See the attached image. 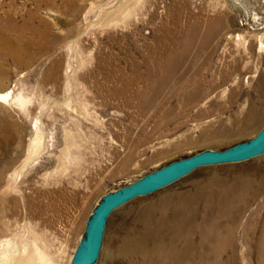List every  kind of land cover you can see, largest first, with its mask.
Segmentation results:
<instances>
[{"label": "rangeland", "instance_id": "obj_1", "mask_svg": "<svg viewBox=\"0 0 264 264\" xmlns=\"http://www.w3.org/2000/svg\"><path fill=\"white\" fill-rule=\"evenodd\" d=\"M0 31V239L38 246L52 264H70L106 193L264 125V0H0ZM134 61L141 79L116 96ZM157 85L156 100L142 101ZM188 92L197 96L183 102ZM243 176L259 189L264 154L200 167L127 202L110 216L95 264H174L175 227L224 216L217 206ZM179 203L191 209L185 218ZM247 222L259 233L251 244ZM263 224L264 187L240 220L237 264H264Z\"/></svg>", "mask_w": 264, "mask_h": 264}, {"label": "bare ground", "instance_id": "obj_2", "mask_svg": "<svg viewBox=\"0 0 264 264\" xmlns=\"http://www.w3.org/2000/svg\"><path fill=\"white\" fill-rule=\"evenodd\" d=\"M215 31H217V25L216 24L210 25L207 30V34H208L207 36H211ZM0 34L4 35L1 31H0ZM133 66L135 67V69L132 73V78L122 77V76L117 78L119 79V83H121L120 86L122 87L121 88L116 87V89L115 87L113 88L115 92L114 94L116 96L117 95L118 96L127 95V90L130 87H132L133 84L135 85L139 81V79H141L140 78L141 70L143 69H141V66L138 64L137 61L133 62ZM149 72L153 74L155 70L152 67H150ZM150 78L151 77H149V79ZM261 78L262 80L260 82L259 87L261 90H263L264 89V86H263L264 76L263 77L261 76ZM162 84L163 85L165 84V87H166V78L165 80H162ZM155 91L157 92H154L153 96L147 95L146 97L145 92H141V93L138 92L133 95L140 97L141 100L146 97V99H143L142 101L148 100L150 102V101H155L156 98L158 97V93L159 92L161 93L160 85H157L155 87ZM189 93L190 92L183 94L182 96L183 102L192 100L197 96L196 94L193 95ZM0 97L6 99L8 97V94L0 93ZM261 98H264V97H261ZM195 100L193 102H195ZM256 117H257L256 113L252 112V119H256ZM38 131H39L38 134L40 135L42 134L43 129L40 128ZM252 182L253 181H251L250 178H248L247 176H243L241 178V184L238 185L236 188L234 187L235 189L231 188L230 202L223 204V208H221V206L220 207L217 206L218 207L217 209L221 213H223L222 215H224V216H221V218H218L219 216L216 218L214 217L215 215L213 217L208 216V219L207 218L206 220L204 219L205 221H202L203 223L199 225V227H196L194 224H192V222L186 225L187 223H184L183 220H181L182 222H179L177 227L174 226L175 227L174 230L178 231L179 233L176 234L177 233L176 232L175 234L171 235L170 243L168 245V249L170 250L169 253L173 257L172 261L174 264H230V263L237 264V262L235 261L236 254L232 250L234 251L236 250V238H237V231H238L240 220L244 216L245 211L248 207L250 194L257 195L258 193L261 192L262 188L264 187V183H263L264 181H262L263 184L259 186L258 190H252L251 189ZM7 196L10 200L9 201L10 203L12 202L13 199L16 198L12 194H10V192L8 193ZM181 205H182V207H180L182 209L181 217L185 218L183 214H185L186 212H191V209H188L186 205H185L186 207H183V204H180L179 206ZM193 216L195 215L193 214ZM188 220L190 222V219ZM1 224H0V235L2 234L4 235L5 233L3 230V225ZM252 228L253 226H251V224L249 225L247 222L243 229L244 230L243 234L245 235V240L248 244H251L252 242H254L256 240V239L254 240V237H256V235L259 234L257 231V228L255 229H252ZM194 229H197L198 231H200L198 237H195V231H193ZM260 230L264 231V224H263V227L260 228ZM261 234L263 236L261 240L259 241V243L260 245L264 247V233H261ZM2 238L0 239V264H52L54 263L52 260L44 261L49 258L46 259V254L44 252L42 253L40 247L38 246H37V250L39 251V256L36 254V252L38 251L34 252L31 248H29V245H26V244L22 245L21 240H20L21 243L20 242L18 243V242H15V240H13L12 238H8V239L6 238L2 239ZM140 238H141L140 236H137L129 240L130 247L133 251H134L135 246L137 249L141 247ZM177 241H181L180 246L176 245ZM28 248L30 250L29 252H27ZM229 250L233 253L231 255L225 254ZM231 258H234V259L232 260ZM259 261L264 263V255Z\"/></svg>", "mask_w": 264, "mask_h": 264}, {"label": "water", "instance_id": "obj_3", "mask_svg": "<svg viewBox=\"0 0 264 264\" xmlns=\"http://www.w3.org/2000/svg\"><path fill=\"white\" fill-rule=\"evenodd\" d=\"M264 154V125L258 133L226 149H205L174 160L138 180L103 195L91 215L70 264H95L112 213L138 196L151 194L203 166L242 162Z\"/></svg>", "mask_w": 264, "mask_h": 264}]
</instances>
